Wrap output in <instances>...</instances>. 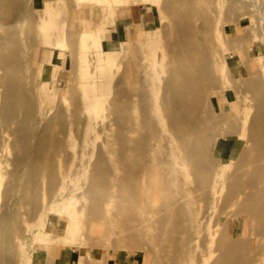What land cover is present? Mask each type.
I'll use <instances>...</instances> for the list:
<instances>
[{
    "label": "crops",
    "instance_id": "0c3cea01",
    "mask_svg": "<svg viewBox=\"0 0 264 264\" xmlns=\"http://www.w3.org/2000/svg\"><path fill=\"white\" fill-rule=\"evenodd\" d=\"M124 7L115 11L106 0H33V22L27 32H21L24 41L38 46L34 68L27 65L24 79L28 83L47 77L50 69L49 83L72 79L79 96L114 92H148V96L139 108L145 117L138 121L141 150L137 145L123 148L110 155L108 168L103 169V179L123 195L111 193L107 202H93L78 240L75 229L81 210L70 205L67 214L74 217L75 226L71 230L61 227L51 235L55 243L36 244L35 255L19 264H172L166 252L131 253L129 235L115 230L119 223L132 222L141 207L137 194L143 189V170L163 173L160 188L171 215L165 219L173 222L187 220L191 190L201 186L206 174L213 176L215 164L225 165V180L212 185L216 190L254 189L264 184V161L256 164L255 174L245 166L232 167L242 158L240 143L246 140L243 122L235 117L257 106L264 92L259 64L264 57V31L254 26L247 35L217 26L199 4L190 8L127 7L126 3ZM261 13L264 16V4ZM21 21L24 27L25 16L21 15ZM157 44L164 46L167 58L154 51ZM83 53L88 55L87 63L78 57ZM129 100L117 107L129 108ZM130 108L138 107L133 102ZM49 157L55 163L58 155ZM121 158H133V168ZM54 163L44 166L49 178L58 171ZM51 182L56 184V179ZM154 186L149 182L150 190ZM205 205L216 208L217 197L211 196Z\"/></svg>",
    "mask_w": 264,
    "mask_h": 264
},
{
    "label": "rangeland",
    "instance_id": "374dc122",
    "mask_svg": "<svg viewBox=\"0 0 264 264\" xmlns=\"http://www.w3.org/2000/svg\"><path fill=\"white\" fill-rule=\"evenodd\" d=\"M217 1L128 0L127 7L155 3L165 7L182 5L191 8L199 4L217 26H229L235 32L247 35H251L254 26L260 32L264 31V23L259 17V10L264 4L261 0H258V6L253 0H224L223 6H218ZM32 4L33 0H0V150L5 144L10 150L2 159L5 184L0 195V264H19L23 259L33 257L36 244L42 247L53 244L55 237L52 234L58 233L61 227L71 230L75 226L74 217L67 214L68 208L62 214V220L54 208L61 193L68 195V207L80 208L78 226L81 229L85 228L84 217L93 202L105 203L110 200L111 193L123 195V191L112 189L107 179H103V169L108 168L110 155H116L121 149L137 145L141 150V125L138 121H144L145 117L143 109L139 108L148 96V92H138L135 97L130 93H112L105 117L97 123L98 134L86 135L84 126L87 117L80 107L79 93L75 89L67 101H61L63 87L69 86L73 90L72 79L56 85L48 83L47 86L57 97L54 102H44L42 109L51 113L38 125L43 81L38 79L28 83L24 79L27 65L30 69L35 66L38 46L27 41L23 45L22 29L27 32L30 25L22 27L20 24L21 15L28 17L32 14ZM124 6L118 4L113 8L121 11ZM6 39H9L8 43ZM160 46L162 49L157 53L161 58H167L164 46ZM43 58L47 59L46 53H43ZM263 63L264 57L259 59L264 74ZM124 100L130 101L126 102L129 108L133 102L138 108L133 110L126 105L118 108L119 102ZM237 120L243 122L246 140L240 143L242 158L237 159L232 167L238 170L245 166L248 172L258 173L256 164L262 165L264 161V92L260 103ZM69 121L74 130L72 136L67 134ZM245 149L249 150L248 154ZM51 154L58 155L55 163L54 158L49 157ZM35 157L40 161L39 167L32 164ZM121 160L127 161L133 168V158ZM52 163L57 165L58 171L49 178L51 174L44 173V166ZM220 165L215 164L214 170ZM215 171L213 176L206 174L201 186L191 190L190 204L185 210L187 220L184 222L165 219L171 215H168L164 192L160 188L163 173L141 171L143 189L137 194L141 207L135 212L132 222L119 223V227L115 225L117 232L129 235V251L156 255L166 252L172 264H264L260 261L264 258L261 255L264 254V184L254 189L223 187L216 190L212 185L219 180L224 181L225 176L216 178ZM70 173L83 176L80 188L75 191H71L68 185ZM123 177L128 179V173H124ZM53 179H56V184L51 182ZM151 181L155 185L153 190L149 187ZM245 190H249L248 193ZM240 192H243V197L238 198ZM214 195L217 197L216 208L205 205L208 198ZM42 226H46L47 232L44 239L39 240L37 234ZM185 229L189 231L184 232ZM23 250H27L25 256Z\"/></svg>",
    "mask_w": 264,
    "mask_h": 264
},
{
    "label": "bare ground",
    "instance_id": "6f19581e",
    "mask_svg": "<svg viewBox=\"0 0 264 264\" xmlns=\"http://www.w3.org/2000/svg\"><path fill=\"white\" fill-rule=\"evenodd\" d=\"M146 1H153V0H146ZM128 2V0H106V4L107 6L113 7L115 5H120V4H126ZM253 2L255 3L256 6H258L259 1L258 0H253ZM5 4L7 2H4ZM224 0H219L217 1L218 6H223L224 5ZM155 4V3H154ZM7 5V4H6ZM259 9V7H258ZM259 17L261 19V21L264 23V16L261 13V11L259 10ZM26 25H30L33 22V11L32 14H29L28 17L26 16ZM24 32V31H23ZM23 45H25V41L22 42ZM162 49V47L157 44L156 46V52H160V50ZM79 59L83 62V63H87V58L88 55L87 54H80V56H78ZM52 71L49 69L47 72V77H41L40 81L42 80L43 83L40 86L41 90V94L39 95V111H38V125L41 124L42 122H44V120H46V116L51 113L48 112V110L45 112L42 109V106L44 104L45 101H52L54 102L55 98L57 96H55V94L53 93V90L50 88V86H47L49 81L48 78L49 76H51ZM69 86H65L63 87V91L61 93V101H67L71 94H73L75 92V87L73 85V90H71L70 88H68ZM74 91V92H73ZM109 97L110 95L108 93H104L102 95H95V96H79L80 99V107L82 108V110L84 111L85 115H86V122H85V126H84V133L86 135H91V134H98L97 133V123H99L101 120L103 121L104 117H105V111L107 110V105L109 102ZM237 119V117H235ZM231 120H234L233 118ZM69 129H68V136H72L71 134L74 133L72 126V122L69 121ZM245 153L247 152L248 154V149H245ZM10 152L9 150V145L5 144V146L0 150V195H1V190L5 184L4 179H5V175L3 174V158L4 156H7L8 153ZM36 156V155H35ZM32 159V158H30ZM33 166L35 167H39L40 165V161L38 159V157L33 158ZM29 170V169H27ZM28 173V172H27ZM224 174H225V165L221 164L220 166L217 167L214 176L216 178H224ZM82 175H75L73 173H70L69 178H68V185L71 191H75L77 189H79V185L82 182ZM84 179V178H83ZM195 189V188H194ZM195 191V190H194ZM249 190H245L246 193H248ZM243 193V192H242ZM242 193L240 192V197H243ZM242 195V196H241ZM68 207V195L65 193H61L57 204H56V212L58 214H60V216L66 211ZM200 227V225H198ZM81 226H77L75 229V234H76V238L78 237L79 232H81ZM47 232V228L46 226H42L40 233L37 234L38 239L39 240H43L45 233ZM153 237L155 238L156 235L154 234ZM158 238V236H157ZM0 251H2L0 249ZM261 255L263 256L264 254L261 253ZM260 261L264 262V258L260 259ZM239 264V263H237Z\"/></svg>",
    "mask_w": 264,
    "mask_h": 264
}]
</instances>
